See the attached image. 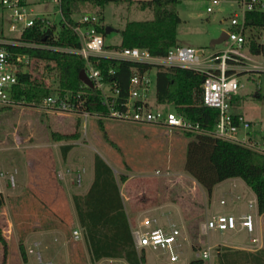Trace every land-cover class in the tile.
Segmentation results:
<instances>
[{
  "label": "rangeland",
  "instance_id": "1",
  "mask_svg": "<svg viewBox=\"0 0 264 264\" xmlns=\"http://www.w3.org/2000/svg\"><path fill=\"white\" fill-rule=\"evenodd\" d=\"M211 4V0L179 1L180 45L205 48L207 52L227 46V41L214 46L211 41L231 28L230 17L237 4L221 0L209 12ZM35 11L45 13L56 24L61 20L59 6L52 0L36 5ZM96 11L85 7L73 17L79 19L84 12ZM98 14L105 29L112 28L105 31L109 46L121 43L120 30L128 21L154 16L151 9L140 8L138 0L109 2ZM0 35L17 36L9 31L1 15ZM254 62L264 66V54L252 55L248 63ZM33 64L38 67V77L48 84L56 82V72L43 70L39 62ZM238 79L240 87L233 108L253 122L256 140L264 144V70L239 73ZM149 102L155 109L175 110L172 104L157 102L155 81L149 90ZM99 120L90 116L85 125L79 116L56 114L28 104L0 109V264L37 262L30 248L40 251L44 260H52L53 264H109L107 259L91 262L84 237L73 236V230L81 228L73 197L85 194L94 180L96 154L115 172L133 229L143 218L159 216L158 212L165 210L171 211L181 230L177 262H170L165 252L148 251L145 264H191L201 259L198 254L209 246L211 254L203 264H220L219 255L226 248L235 249L232 244L247 238V231L202 232V224L213 212L238 215L249 208L247 201L232 198L228 181L216 184L209 196L185 171L187 144L193 138L187 134L190 131L109 117ZM65 135L77 136L57 139ZM64 144H73L66 158L61 149ZM240 183L235 189L244 199L253 197L247 183ZM159 218L168 223L165 216Z\"/></svg>",
  "mask_w": 264,
  "mask_h": 264
},
{
  "label": "trees",
  "instance_id": "2",
  "mask_svg": "<svg viewBox=\"0 0 264 264\" xmlns=\"http://www.w3.org/2000/svg\"><path fill=\"white\" fill-rule=\"evenodd\" d=\"M120 0H62V21L57 39H53L54 25H44L41 21L26 30L22 38L58 45L78 46L72 25L77 24L73 17L85 7L97 9L101 13L109 2ZM180 0H138L142 9H151L153 18L128 21L120 30L121 43L110 47H140L152 56H166L169 49L180 45L177 39L178 26L182 19L177 5ZM101 19H103L101 17ZM70 25V26H69ZM248 28L247 45L254 55L264 54V42L259 38L264 34V11H250L246 14ZM105 33V26L98 27ZM48 69L58 74L61 90L84 92L89 110L104 111L96 90L89 88L79 79V72L85 66L84 59L76 53L41 48L21 49ZM100 66L107 78L120 89L121 96H127L129 81L135 71L155 69L156 98L161 104H172L179 112L193 121L199 122L205 130L215 126L219 110L204 103L203 82L206 72L180 66H163L153 63L134 62L115 58H100ZM32 75H20L23 84L17 89V98L27 101H40L53 90L37 76L38 67ZM235 96L233 97L234 100ZM8 107H0L4 109ZM99 122H102L101 119ZM193 138L186 149L185 171L191 175L209 196L214 186L233 177L242 178L257 197L259 212H264V152L251 146L218 138L208 133L188 132ZM65 135L59 138H75ZM73 144H64V158ZM94 180L85 194H75L74 203L83 237L91 262L106 258L122 259L128 264H145L147 251L135 245L133 228L115 172L100 155L94 157ZM3 196L0 192V206ZM220 264H264V248L256 252L244 249L226 248L219 255ZM191 264H203V259Z\"/></svg>",
  "mask_w": 264,
  "mask_h": 264
},
{
  "label": "built area",
  "instance_id": "3",
  "mask_svg": "<svg viewBox=\"0 0 264 264\" xmlns=\"http://www.w3.org/2000/svg\"><path fill=\"white\" fill-rule=\"evenodd\" d=\"M52 1L58 4L61 12L62 0ZM229 1L232 4L236 3L237 8L230 17L231 28L227 30L228 38L225 48L207 52L205 48L178 45L170 48L166 56H152L148 50L137 46L110 47L105 41V33L98 28L102 25V19L97 12H84L79 19H76V25H69L77 37L78 46L58 45L46 39L42 42L25 40L22 38L23 33L39 21L44 25L56 26L53 39H57L62 12L60 22L56 24L45 13L39 15L35 11L36 5L46 3L47 0H0V15L6 20L9 31L17 34L14 37L0 35V107L33 105L56 114L79 116L82 121L84 119L83 124L85 125L90 116L100 119L109 117L138 123L161 124L170 129L208 133L264 152V144L251 136V132H254L253 122L244 114L235 111L232 104L233 97L240 87L238 74L264 70L261 63H248L254 54L250 52L247 45L249 30L246 25L247 12L264 11V0ZM220 2L221 0H211L212 4L207 7V10L213 11L214 5ZM259 39L264 42V34ZM20 48H41L80 55L84 59L83 68L92 81L93 87H89L84 82L83 84L96 90L105 110H89L86 93L61 90L58 78L52 84H48L43 79L46 86L53 91L40 101L17 98V89L23 84L20 75L34 74L36 66L33 63L37 62L28 52ZM107 57L163 66H180L206 72L207 76L202 85L204 103L219 110L215 126L211 130H205L199 122L186 117L176 108L175 110L153 108L149 102V90L155 81L154 69H147L143 72L135 71L129 81L127 96H121L120 89L107 78L112 70H109L106 75L100 66V58ZM241 130H244L243 137L240 136ZM247 204L249 210L240 215L234 213L211 215L202 224V232H226L228 230L253 232L255 228L253 209L258 207L257 201L251 199ZM133 235L137 249H145L147 252H165L172 263L179 260L182 233L175 223L166 229L159 226L155 219L145 217L133 229ZM73 236L76 239L83 236L80 227L73 230ZM211 249V246L205 248L201 254H198L199 257L203 260L209 258ZM29 253L37 255V262L31 264H53L52 261H45L42 253L34 248H30ZM108 260L109 264H121L117 259Z\"/></svg>",
  "mask_w": 264,
  "mask_h": 264
},
{
  "label": "crops",
  "instance_id": "4",
  "mask_svg": "<svg viewBox=\"0 0 264 264\" xmlns=\"http://www.w3.org/2000/svg\"><path fill=\"white\" fill-rule=\"evenodd\" d=\"M153 72L155 73V69L153 70ZM243 134H244V132H243ZM251 136H253L256 139V132H251ZM93 179H94V176H93ZM241 180H243V179L240 178V177H233V178L226 179V180H224L222 182H226V181L229 182L228 187H229V192H230V195L232 196V198L236 197L238 199H241V200L247 201V202L249 200H251V199L257 201V197H256L255 193H253V197L248 198V200H245L243 194L240 191L235 189L241 184L240 183ZM91 182H93V180ZM222 182H220V183H222ZM220 183H218V184H220ZM91 184L92 183H90L89 188H90ZM212 192H213V190H212ZM222 200H224L223 203L226 202L225 199H221V202H222ZM254 209H256V211H257L256 214H254V217H255L254 218L255 219L254 220V223H255L254 231L253 232H249L247 230H241V231H247L248 232V236L242 242H236V243H234V245L232 244V246H236L235 249H244V250H247V251L256 252V251H259L260 249L264 248V212L263 213L259 212L258 207L254 208ZM243 213H245V212H243ZM158 214H159L160 217H164L165 216L166 219L168 220V223L164 224L160 220L158 215L150 217V218L155 219L157 221V224L159 222V224H160V225L158 224L159 226H162V227H164L166 229H169L171 224L175 223L177 225V223L173 221V218L170 215L171 211L162 210V212L161 213L158 212ZM213 214H216V212H213L211 215H213ZM240 214H242V213H240ZM240 214H238V215H240ZM254 238H257L258 240L254 241ZM227 245H229V244H227ZM240 245H242V246H240ZM106 259L108 260L109 258H106ZM49 261H52V260H49Z\"/></svg>",
  "mask_w": 264,
  "mask_h": 264
},
{
  "label": "water",
  "instance_id": "5",
  "mask_svg": "<svg viewBox=\"0 0 264 264\" xmlns=\"http://www.w3.org/2000/svg\"><path fill=\"white\" fill-rule=\"evenodd\" d=\"M112 30V28L110 27H106L105 31L106 33L110 32ZM228 38V32L227 31H222V33L220 34L219 37L217 38H214L212 41H211V45L214 46L216 44H219V43H222L224 41H226ZM79 79L86 83L89 87H93V83L92 81L88 78L87 74H86V71L84 68H82L79 72Z\"/></svg>",
  "mask_w": 264,
  "mask_h": 264
}]
</instances>
